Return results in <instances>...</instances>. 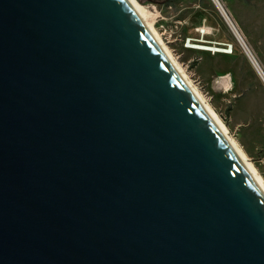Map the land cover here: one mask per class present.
<instances>
[{
	"label": "water",
	"instance_id": "95a60500",
	"mask_svg": "<svg viewBox=\"0 0 264 264\" xmlns=\"http://www.w3.org/2000/svg\"><path fill=\"white\" fill-rule=\"evenodd\" d=\"M0 264H264L263 182L131 0H0Z\"/></svg>",
	"mask_w": 264,
	"mask_h": 264
},
{
	"label": "rangeland",
	"instance_id": "374dc122",
	"mask_svg": "<svg viewBox=\"0 0 264 264\" xmlns=\"http://www.w3.org/2000/svg\"><path fill=\"white\" fill-rule=\"evenodd\" d=\"M137 1L264 182V81L219 8L213 0ZM219 1L264 72V0Z\"/></svg>",
	"mask_w": 264,
	"mask_h": 264
},
{
	"label": "bare ground",
	"instance_id": "6f19581e",
	"mask_svg": "<svg viewBox=\"0 0 264 264\" xmlns=\"http://www.w3.org/2000/svg\"><path fill=\"white\" fill-rule=\"evenodd\" d=\"M214 3L216 4V6L219 8L220 12L223 14V16L225 17L226 21L228 22V24L230 25V27L233 29V31H235L236 25L234 23H232V21L230 20V17L228 16L227 12L225 11V9L222 7V3L219 0H213ZM131 2L140 10V12L142 13V15L144 16L145 20L150 24V26L153 28V26L151 25V23L148 21L147 18V14L145 11V8L137 1V0H131ZM153 30L155 31V29L153 28ZM238 30V29H237ZM156 33V31H155ZM157 34V33H156ZM158 36V35H157ZM159 37V36H158ZM242 37V36H241ZM159 39L161 40V38L159 37ZM162 42V41H161ZM165 46V45H164ZM199 48H203L206 50H210V51H227L226 49L223 48H218V47H214V46H206V47H199ZM167 49V48H166ZM168 51V49H167ZM169 52V51H168ZM250 51L247 52V54L249 55L251 61L253 62L254 66L256 67L257 71L259 72L260 76L262 77L263 81H264V72L262 71V68L260 67V65L258 64L257 60L253 57L252 53ZM174 60V59H173ZM175 61V60H174ZM176 63V61H175ZM177 64V63H176ZM177 66L179 67V65L177 64ZM179 69L181 70V68L179 67ZM182 71V70H181ZM183 73V71H182ZM184 74V73H183ZM185 75V74H184ZM186 77V76H185ZM187 78V77H186ZM189 81V80H188ZM190 82V81H189ZM191 84V82H190ZM192 85V84H191ZM193 86V85H192ZM194 88V87H193ZM195 89V88H194ZM196 90V89H195ZM196 92L198 93L199 96L200 93L196 90ZM209 110L213 113V115L219 120V122L221 123V125L224 127V129L227 131V128L225 127L224 123L221 121V119L219 118V116L216 114V112H214L209 106H208ZM228 133V132H227ZM232 139V138H231ZM233 140V139H232ZM234 141V140H233ZM235 142V141H234ZM236 143V142H235ZM237 144V143H236ZM238 148L240 149V151L242 152V154L245 156V158L248 160V162L250 163V165L252 166V168L254 169V171L256 172L258 178L263 182V178L258 174V172L256 171L254 165L249 161L246 153L239 147V145L237 144ZM264 184V182H263Z\"/></svg>",
	"mask_w": 264,
	"mask_h": 264
}]
</instances>
